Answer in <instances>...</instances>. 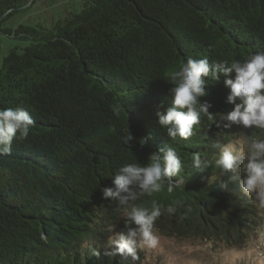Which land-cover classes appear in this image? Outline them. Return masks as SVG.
I'll return each instance as SVG.
<instances>
[{
	"label": "trees",
	"instance_id": "obj_1",
	"mask_svg": "<svg viewBox=\"0 0 264 264\" xmlns=\"http://www.w3.org/2000/svg\"><path fill=\"white\" fill-rule=\"evenodd\" d=\"M36 1L0 0V31L21 42L2 58L0 109L25 108L35 122L0 156V264H148L147 248L137 260L105 255L126 228L123 206L101 189L125 164L150 163L158 145L174 147L182 167L172 192L165 179L134 202L162 209L154 232L229 245L263 232L264 209L215 163L217 143L264 139V129L224 127L226 77L208 78L210 113L187 140L171 138L158 113L189 57L243 62L264 50V0H79L53 23L4 26Z\"/></svg>",
	"mask_w": 264,
	"mask_h": 264
},
{
	"label": "clouds",
	"instance_id": "obj_2",
	"mask_svg": "<svg viewBox=\"0 0 264 264\" xmlns=\"http://www.w3.org/2000/svg\"><path fill=\"white\" fill-rule=\"evenodd\" d=\"M221 74L226 77L224 84L229 89L226 102L234 106L221 117L224 127L238 125L246 129H264V50H261L243 62L210 64L207 57H189L179 70L172 72L167 79L173 85L169 90L172 103L165 112L158 113L159 125L171 138L187 140L192 136L194 126L199 125L201 115L210 113L211 105L200 98L208 94V78L218 81ZM34 123L25 108L0 109V156L11 153L14 139L27 138ZM133 139L130 133L125 142L130 143ZM214 147L219 150L216 165L231 173L230 179L238 181L243 193L264 209V139H253L250 145L237 140L235 144L217 143ZM207 166L200 155H194L193 167L197 171L203 172ZM181 167V158L174 147L158 145L150 163L143 166L125 164L111 177L112 184L101 189L102 196L123 206L126 231L116 232L109 238L105 255L114 257L119 254L137 260L138 248L154 249L158 246L159 237L153 227L162 209L154 204L149 210L136 206L134 202L144 194L159 192L165 179L168 181L167 190L172 192L173 177L179 175ZM167 212L174 213L175 208L168 206ZM93 254L99 256L100 252L97 250Z\"/></svg>",
	"mask_w": 264,
	"mask_h": 264
},
{
	"label": "rangeland",
	"instance_id": "obj_3",
	"mask_svg": "<svg viewBox=\"0 0 264 264\" xmlns=\"http://www.w3.org/2000/svg\"><path fill=\"white\" fill-rule=\"evenodd\" d=\"M79 0H38L25 11L12 16L4 26L53 23L67 8ZM21 42L0 31V65L3 56ZM159 237L158 246L147 248L148 264H264V231L250 235L239 244H227L201 235L184 237L177 234L154 232Z\"/></svg>",
	"mask_w": 264,
	"mask_h": 264
}]
</instances>
